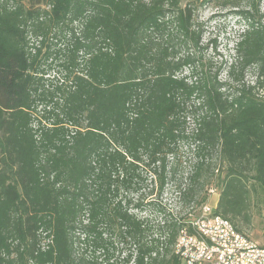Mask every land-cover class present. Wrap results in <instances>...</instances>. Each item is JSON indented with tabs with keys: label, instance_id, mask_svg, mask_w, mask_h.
<instances>
[{
	"label": "trees",
	"instance_id": "trees-1",
	"mask_svg": "<svg viewBox=\"0 0 264 264\" xmlns=\"http://www.w3.org/2000/svg\"><path fill=\"white\" fill-rule=\"evenodd\" d=\"M235 14L225 84L179 57L200 36L182 0H0V264H180L186 220L131 195L155 177L164 192L181 142L195 163L179 200L211 182L218 148L215 214L249 223L250 192L264 196V9Z\"/></svg>",
	"mask_w": 264,
	"mask_h": 264
},
{
	"label": "rangeland",
	"instance_id": "rangeland-1",
	"mask_svg": "<svg viewBox=\"0 0 264 264\" xmlns=\"http://www.w3.org/2000/svg\"><path fill=\"white\" fill-rule=\"evenodd\" d=\"M227 1V0H226ZM234 6L225 0H182V6L190 5L193 7V17L196 29L199 32V41L197 48L182 47L179 57L191 54L198 74L204 73L216 77L218 83L231 84L227 76V66L234 62L235 45L239 40L238 35L245 28L242 20L235 13L237 11H247L252 7H257L260 12L264 9V2L261 0H233ZM28 8L41 7L49 9L41 1L24 2ZM36 44L34 39L30 40V45ZM51 73L52 76L56 73ZM255 81L254 69L249 68L243 72V84L245 87L251 86ZM255 93L264 96V90H256ZM186 133L191 135L194 131V122L191 116H188ZM195 163L194 145L187 142L178 144L176 153L170 157L168 170L175 172L174 179H171L165 187L164 192L157 195L156 177L149 179L147 187H143L139 194L131 195L134 200L145 196V201H155L159 206L166 209L175 217L188 218V213L196 211L203 205H214L218 203L220 191L225 176L226 166L220 160L218 148L211 154V164L215 165L217 171L212 177L211 182L203 187L193 201L189 204H183L179 200L176 186L181 182L182 188H187V176L192 172ZM248 197L249 213L251 215L249 223L236 221L234 224L242 233L249 236L257 244L264 247V196L260 190L255 187ZM153 189V195L149 196V191ZM210 191H213L211 194ZM200 201V202H199ZM157 216V214H153Z\"/></svg>",
	"mask_w": 264,
	"mask_h": 264
},
{
	"label": "built area",
	"instance_id": "built-area-1",
	"mask_svg": "<svg viewBox=\"0 0 264 264\" xmlns=\"http://www.w3.org/2000/svg\"><path fill=\"white\" fill-rule=\"evenodd\" d=\"M216 206L188 213L174 245L180 264H264V247L215 214Z\"/></svg>",
	"mask_w": 264,
	"mask_h": 264
}]
</instances>
